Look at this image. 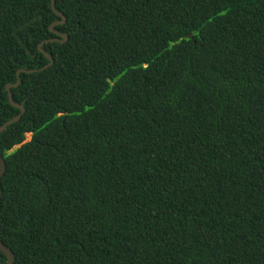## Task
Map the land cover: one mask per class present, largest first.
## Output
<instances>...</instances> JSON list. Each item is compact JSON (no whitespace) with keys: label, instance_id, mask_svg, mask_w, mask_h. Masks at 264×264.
<instances>
[{"label":"trees","instance_id":"16d2710c","mask_svg":"<svg viewBox=\"0 0 264 264\" xmlns=\"http://www.w3.org/2000/svg\"><path fill=\"white\" fill-rule=\"evenodd\" d=\"M54 4L63 43L0 0V127L53 60L0 133L13 264H264V0Z\"/></svg>","mask_w":264,"mask_h":264},{"label":"water","instance_id":"95a60500","mask_svg":"<svg viewBox=\"0 0 264 264\" xmlns=\"http://www.w3.org/2000/svg\"><path fill=\"white\" fill-rule=\"evenodd\" d=\"M50 4H51V9H52V11H53V12H54V13H55V14L61 19V21H59V22H55V23H53L52 25H50L49 30H50L51 32L55 33V35H56L57 37L61 38V41H60V42L63 43L64 41H66L67 36L64 35V34H59V33L55 32V31L53 30V28H54L55 26H57V25H61V24H63V23L65 22V18L63 17L62 14L58 13V12L55 10L54 0H50ZM56 41H59V40H57V39H52V40L44 41V43H53V42H56ZM41 46H42V45H39V47H38V52L42 53V54L48 59V61H49L48 65L45 66L44 68H42L41 70H28V71H26V70H22V69L18 70L17 73H16V82H15V84H13V85L8 84V85H6V87H5V91L7 92L9 103H10L13 107H15L16 109H19V110H20V114H19L18 116H16V117L12 118V119L9 120L8 122H6L4 125H2V126L0 127V133L3 132V131H5L6 128H7L8 126H10V125H12L13 123L17 122V121L21 118L22 114L24 113L23 106L14 103V102H13L12 94L10 93V89H11V88H16V87L19 86V84H20V78H19L20 74H32V73H37L38 71H43V70L47 69V68L50 67V66L52 65V63H53L52 58H51L47 53H45V52L43 51V49H42ZM4 172H5V162H4L3 159L0 157V180H1V177H2V175L4 174ZM0 252H2V253L4 254V256L6 257V264H13L14 256H13L12 252L9 250V248H7V247H6L4 244H2L1 242H0Z\"/></svg>","mask_w":264,"mask_h":264},{"label":"rangeland","instance_id":"374dc122","mask_svg":"<svg viewBox=\"0 0 264 264\" xmlns=\"http://www.w3.org/2000/svg\"><path fill=\"white\" fill-rule=\"evenodd\" d=\"M30 139H31V135H30V134H27V135L25 136L24 143L29 142ZM16 148H17V147H16Z\"/></svg>","mask_w":264,"mask_h":264}]
</instances>
